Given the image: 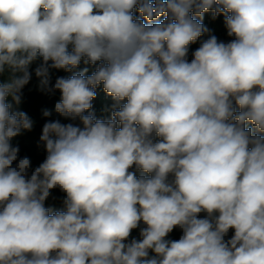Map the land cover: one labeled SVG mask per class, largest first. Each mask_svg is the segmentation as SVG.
<instances>
[{
  "label": "clouds",
  "instance_id": "clouds-1",
  "mask_svg": "<svg viewBox=\"0 0 264 264\" xmlns=\"http://www.w3.org/2000/svg\"><path fill=\"white\" fill-rule=\"evenodd\" d=\"M208 12L231 39L189 59ZM38 59L39 90L82 127L46 122L33 168L11 140L34 121L7 101ZM5 74L0 264H264V0H0ZM101 85L107 119L91 111Z\"/></svg>",
  "mask_w": 264,
  "mask_h": 264
},
{
  "label": "rangeland",
  "instance_id": "rangeland-1",
  "mask_svg": "<svg viewBox=\"0 0 264 264\" xmlns=\"http://www.w3.org/2000/svg\"><path fill=\"white\" fill-rule=\"evenodd\" d=\"M138 15V13H136ZM203 24L205 27H207L210 30V33H206L204 36L200 38L196 43L192 44L190 46L189 50V59H191V53L195 51L199 46L200 42L202 40H205L208 38L209 34L216 35L218 39L227 42L229 39L226 33V27L224 23V16L220 15L216 19L212 18L211 12L205 13L203 17ZM41 61L38 59L36 62H34L30 68V70H33L32 79L29 82L28 85L24 87L22 90V100L19 105H16L11 97L8 98V103L13 104V110H19L26 112L29 117L34 121V126L31 131H22V133L11 140V144L13 146L19 147V157L23 158L25 156L29 157L32 162V167L35 168L40 163L44 161L46 158V152L43 149L42 146H39V137L42 132L43 125L48 121H54V120H60L61 123H74L76 125H80V121L77 118V120L72 121L70 119H67L65 117L60 116L55 111V104L60 99V93L57 91L55 94L47 95L42 93L39 90L38 84V78L34 74L35 67L40 63ZM88 67L89 71L88 74H91L92 71L95 70V66L85 65L83 62L79 66V68L74 69L75 71H80L83 68ZM73 73L65 72L64 70H52L51 71V79L52 82H55V79L57 77H68L72 75ZM7 79V74L0 76V82H3ZM97 95L96 98L92 101V109L91 111L94 113L97 119H107L111 112V107L113 104V101L111 97H109L102 88V85L97 88ZM104 99L105 101H102ZM49 104L52 105V109L49 110L51 112V115L48 117H44L42 115V109H38V111L34 110L35 108L42 107V104ZM87 114V113H85ZM248 127H251L249 124ZM139 175V173H137ZM63 193L59 191V189L52 190L51 196L46 201V206L53 207L54 209H60L62 207L60 201L63 197ZM181 231L179 229H174L173 232L169 235L168 239H179L181 235ZM233 234L232 231L229 232L228 237H231ZM132 237L139 238V230H134L132 232Z\"/></svg>",
  "mask_w": 264,
  "mask_h": 264
},
{
  "label": "trees",
  "instance_id": "trees-1",
  "mask_svg": "<svg viewBox=\"0 0 264 264\" xmlns=\"http://www.w3.org/2000/svg\"><path fill=\"white\" fill-rule=\"evenodd\" d=\"M137 16H139V13H138V15ZM160 19H163V17H161ZM102 101H105L104 99H102ZM38 109H42V111L44 110V109H47V110H51L52 109V105H49V104H42V107H39V108H35L34 110H36V111H38ZM42 111H38V112H42Z\"/></svg>",
  "mask_w": 264,
  "mask_h": 264
}]
</instances>
